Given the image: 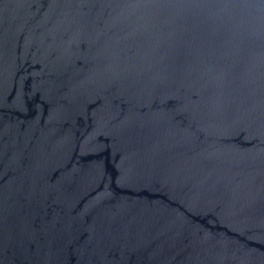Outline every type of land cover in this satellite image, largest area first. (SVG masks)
I'll return each mask as SVG.
<instances>
[{"label":"water","instance_id":"obj_1","mask_svg":"<svg viewBox=\"0 0 264 264\" xmlns=\"http://www.w3.org/2000/svg\"><path fill=\"white\" fill-rule=\"evenodd\" d=\"M0 264H264V0H0Z\"/></svg>","mask_w":264,"mask_h":264}]
</instances>
